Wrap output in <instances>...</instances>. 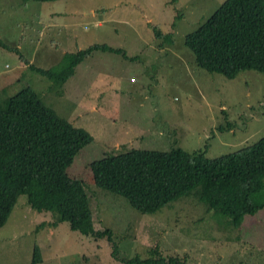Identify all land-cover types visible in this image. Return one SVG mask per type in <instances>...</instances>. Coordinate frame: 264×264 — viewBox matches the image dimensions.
<instances>
[{"label":"rangeland","instance_id":"374dc122","mask_svg":"<svg viewBox=\"0 0 264 264\" xmlns=\"http://www.w3.org/2000/svg\"><path fill=\"white\" fill-rule=\"evenodd\" d=\"M224 1L0 0V110L31 85L59 117L92 134L68 172L84 181L95 227L110 229L116 244L54 225L21 195L0 229V264H33L36 246L37 264H125L154 247L187 264H264V209L240 229L193 197L141 214L97 187L90 168L132 149L207 148L215 158L264 135V73L243 70L229 79L198 67L184 46ZM154 28L171 34V43L160 46ZM93 45L120 52H93L65 82L31 68L55 66L65 52Z\"/></svg>","mask_w":264,"mask_h":264},{"label":"trees","instance_id":"16d2710c","mask_svg":"<svg viewBox=\"0 0 264 264\" xmlns=\"http://www.w3.org/2000/svg\"><path fill=\"white\" fill-rule=\"evenodd\" d=\"M153 33L162 41L160 46L171 43V34L157 28ZM184 46L198 67L229 79L243 70L264 73V0H225L208 21L184 37ZM102 50L120 52L93 45L65 52L55 66L31 68L51 81L65 82L79 63ZM92 141L87 129L59 117L31 85L10 96L7 108L0 110V229L20 196L27 195L29 206L37 213H50L54 225L65 222L80 234L106 238L116 247L110 229L95 227L84 181L68 172L77 153ZM206 152L207 148L187 152L175 147L105 155L90 164L92 180L97 187L127 199L141 214H155L180 198L193 197L208 213L229 219L230 228L240 229L246 216L264 209V135L215 158ZM149 255L122 261L187 264L176 256L165 257L157 247ZM40 260L36 246L32 263Z\"/></svg>","mask_w":264,"mask_h":264},{"label":"crops","instance_id":"0c3cea01","mask_svg":"<svg viewBox=\"0 0 264 264\" xmlns=\"http://www.w3.org/2000/svg\"><path fill=\"white\" fill-rule=\"evenodd\" d=\"M61 59V58H60Z\"/></svg>","mask_w":264,"mask_h":264}]
</instances>
